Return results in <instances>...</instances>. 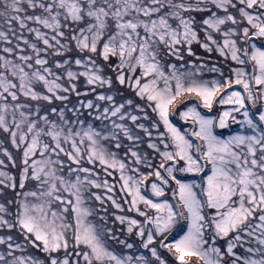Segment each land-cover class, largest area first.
<instances>
[{"label": "snow or ice", "instance_id": "1", "mask_svg": "<svg viewBox=\"0 0 264 264\" xmlns=\"http://www.w3.org/2000/svg\"><path fill=\"white\" fill-rule=\"evenodd\" d=\"M0 264H264V0H0Z\"/></svg>", "mask_w": 264, "mask_h": 264}]
</instances>
